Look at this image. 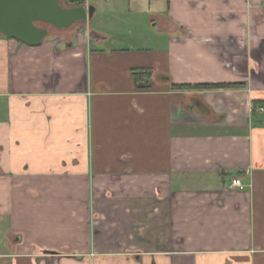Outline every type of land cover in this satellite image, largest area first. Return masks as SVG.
Wrapping results in <instances>:
<instances>
[{
  "label": "crops",
  "instance_id": "0c3cea01",
  "mask_svg": "<svg viewBox=\"0 0 264 264\" xmlns=\"http://www.w3.org/2000/svg\"><path fill=\"white\" fill-rule=\"evenodd\" d=\"M73 2L90 36L0 32V264H264V0Z\"/></svg>",
  "mask_w": 264,
  "mask_h": 264
},
{
  "label": "water",
  "instance_id": "95a60500",
  "mask_svg": "<svg viewBox=\"0 0 264 264\" xmlns=\"http://www.w3.org/2000/svg\"><path fill=\"white\" fill-rule=\"evenodd\" d=\"M95 8L66 7L62 0H0V32L29 46L41 44L50 34L45 24L59 30L87 22Z\"/></svg>",
  "mask_w": 264,
  "mask_h": 264
},
{
  "label": "rangeland",
  "instance_id": "374dc122",
  "mask_svg": "<svg viewBox=\"0 0 264 264\" xmlns=\"http://www.w3.org/2000/svg\"><path fill=\"white\" fill-rule=\"evenodd\" d=\"M95 19H97V16L95 17ZM92 20H89L87 22H78L76 24H74L72 27L68 28V29H63V30H59L56 29L54 27L45 25V24H40L41 27L44 28H48L50 30V34L48 35V37H54L57 35H65L67 37H70L72 34H84L87 36H90L92 33V25L90 24ZM114 35L116 36V41H117V45L116 46H120V48H126L128 46H136V41H132L135 40L139 37L138 34L141 33H148V31H141V30H130V29H117V30H113ZM120 41V42H119Z\"/></svg>",
  "mask_w": 264,
  "mask_h": 264
},
{
  "label": "trees",
  "instance_id": "16d2710c",
  "mask_svg": "<svg viewBox=\"0 0 264 264\" xmlns=\"http://www.w3.org/2000/svg\"><path fill=\"white\" fill-rule=\"evenodd\" d=\"M82 2H73L71 6H79ZM152 76L151 70L148 69H138L133 72V77L136 83H145L147 84ZM178 89H191V88H232L238 86L237 84H216V85H175Z\"/></svg>",
  "mask_w": 264,
  "mask_h": 264
},
{
  "label": "built area",
  "instance_id": "2783aa9c",
  "mask_svg": "<svg viewBox=\"0 0 264 264\" xmlns=\"http://www.w3.org/2000/svg\"><path fill=\"white\" fill-rule=\"evenodd\" d=\"M257 114H264V106H259L256 109ZM231 188L239 189V190H245L246 185L243 183V181L239 178H234L231 183Z\"/></svg>",
  "mask_w": 264,
  "mask_h": 264
},
{
  "label": "flooded vegetation",
  "instance_id": "af4514ba",
  "mask_svg": "<svg viewBox=\"0 0 264 264\" xmlns=\"http://www.w3.org/2000/svg\"><path fill=\"white\" fill-rule=\"evenodd\" d=\"M39 26H40V24H39ZM41 27V26H40Z\"/></svg>",
  "mask_w": 264,
  "mask_h": 264
}]
</instances>
